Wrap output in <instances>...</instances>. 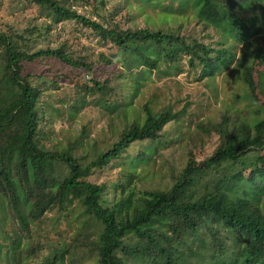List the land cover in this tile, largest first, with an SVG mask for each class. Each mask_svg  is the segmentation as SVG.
Returning <instances> with one entry per match:
<instances>
[{
  "label": "trees",
  "instance_id": "1",
  "mask_svg": "<svg viewBox=\"0 0 264 264\" xmlns=\"http://www.w3.org/2000/svg\"><path fill=\"white\" fill-rule=\"evenodd\" d=\"M29 1L47 7L61 20H75L92 28L101 38L112 40L122 53L132 54L130 62L135 66L140 60L151 70L161 61L144 51L147 46L161 51L165 61H176L182 51H188L192 64L193 60L202 63L200 79L212 77L234 64L236 53L227 46L224 34L228 32L238 40L255 35L247 43L250 51L246 55L255 58L261 53L258 46L264 37H259L263 21L256 8L263 11L264 0H181L196 7L198 22L223 33L217 48L197 40L189 42L174 30L123 29L111 17L100 23L71 8L70 0ZM29 32L26 36L12 27L0 32V233L4 232L0 239L9 234L3 227L10 220L5 202L12 212L11 220L29 239L21 248L16 234L8 237L13 264H19L21 251L40 252L45 214L59 218L76 202L86 218L71 242L54 246L43 264H65L67 255L76 256L79 248L94 254L97 264H132L133 259L147 264H264V102L247 108V113L256 117L253 123L247 120V113L225 109L220 120L204 122L200 133L188 134L205 139L201 147L185 145L186 161L172 171L173 180L165 187L145 190L135 200L133 188L121 186L122 196L109 201V186L96 181L94 174L121 159L138 142L163 140L166 126L182 119L189 104L178 110L161 104L162 109L155 111L146 103L140 118L129 101L138 88L127 99V85L116 89L109 72L102 80L91 79V87L76 81L77 85L96 88L108 97L112 110H117L118 116L110 121L111 133L102 137V144L94 140L90 153H78L82 147L79 138L66 146L47 144L41 124L47 114L41 102L43 85L36 80L44 76L28 71V67L50 60L82 66L92 73L97 69L74 58L66 43L31 50L29 44L39 32L37 27ZM253 61L243 56L238 73L247 97L255 100ZM259 79L264 86V73ZM130 113L132 120L127 119ZM213 137L216 141L212 146L205 145ZM153 146L133 156V164L145 161L146 151H154ZM250 170L251 180L246 176ZM32 223L40 231L35 240Z\"/></svg>",
  "mask_w": 264,
  "mask_h": 264
},
{
  "label": "rangeland",
  "instance_id": "2",
  "mask_svg": "<svg viewBox=\"0 0 264 264\" xmlns=\"http://www.w3.org/2000/svg\"><path fill=\"white\" fill-rule=\"evenodd\" d=\"M69 4L80 14H85L100 23L108 22L110 17L114 18L123 29L147 27L169 32L174 30L178 32L177 34L185 35L189 42L197 40L216 48L219 47L217 40L223 37V33L218 29L198 22L197 9L191 2L184 4L181 0H70ZM251 13L250 11L247 14L248 17ZM256 14L263 21L261 22L263 29L259 33L261 37L264 35V10L256 8ZM10 27L25 32L26 36H30V29L37 27L39 34L34 35L33 41L29 44L31 50L66 43L68 52L74 58L78 61L84 60L92 64L95 70L97 69L92 73L82 66L57 64L50 60L42 65L31 64L28 67V71L39 72L44 76L43 80L37 78L36 80L43 85L41 102L47 114L43 116L41 124L48 138L45 141L47 144L55 142L66 146L70 140L79 138L82 143V147L77 150L79 154L90 153L94 140L102 144V137L105 135L106 138L111 133L110 121L111 118L118 116L115 113L117 110H112L106 102L108 97L103 96V93L96 88L89 87L92 86L91 79L102 80L109 76L108 72L110 73L108 78L116 85V89L121 84L127 85V99L138 88L137 94H134L129 101L133 109L139 112L140 118L144 116L142 106L146 103H151L155 111L162 109L161 104H165L163 108L171 107L173 110L189 104V112L182 119L172 121L166 126L163 140L138 142L121 159L94 174L93 178L96 181L109 186L106 195L109 201L122 196L121 186L126 188L130 185L134 190L135 200L145 190L165 187L173 180L172 171L180 169L186 161L185 145L201 147L202 139H205L193 135L188 137V134L200 133L204 122L220 120L221 112L225 109L247 113V108H251L252 105L255 108L264 102V86L259 79L260 74L264 73V37L261 38L258 46L261 50L260 56L254 58L252 54L248 56L246 53L250 51L247 50V47L249 48L247 43L255 35L238 40L231 33H224L227 46L236 53L234 64L212 77L206 76L200 79L202 63L193 60L192 64L191 53L189 54L188 51H182L176 61H165L161 51L147 46L144 51L153 58L160 59L159 66L151 70L140 60L135 66V63L130 62L132 54L122 53L112 40L101 38L92 28L78 21L61 20L47 7L29 0H0V32H7ZM243 56L247 61L254 59L255 100L247 97L238 73V62ZM121 73L122 80H120ZM76 81H81L89 87L77 85ZM131 113L127 116L128 120L134 117ZM246 118L253 123L256 117L247 113ZM214 141L216 137L205 145L212 146ZM149 145H154L155 150H147L148 158L133 164L132 157ZM253 158V155L249 157L250 160ZM85 159L88 160L90 157ZM129 173H132L130 178ZM246 176L249 180L253 178L251 170ZM0 199L2 200L1 197ZM5 205L10 220L5 221L6 225L3 227H6L5 231H9V234L0 239L3 244L0 248V264H13L8 249V237L16 234L20 239L21 248L28 245L29 239L27 233L20 232L18 224L11 220L12 212L6 202ZM2 206L4 207V204ZM85 218L79 202L70 206V209L59 218L54 214H45L44 230L41 231L44 245L39 253L21 251L19 264H43L54 246L71 242L70 238L78 233ZM31 229L35 240L38 238L39 226L32 223ZM3 233L1 232L0 236ZM45 238L48 239L44 240ZM131 261L132 264H147L141 260ZM65 264H97V262L94 254L83 253L79 248L76 256L67 255Z\"/></svg>",
  "mask_w": 264,
  "mask_h": 264
}]
</instances>
